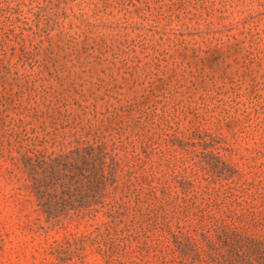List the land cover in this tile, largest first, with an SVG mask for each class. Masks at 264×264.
Here are the masks:
<instances>
[{"label":"rangeland","instance_id":"obj_1","mask_svg":"<svg viewBox=\"0 0 264 264\" xmlns=\"http://www.w3.org/2000/svg\"><path fill=\"white\" fill-rule=\"evenodd\" d=\"M86 143L47 218L21 157ZM0 264H264V0H0Z\"/></svg>","mask_w":264,"mask_h":264},{"label":"trees","instance_id":"obj_2","mask_svg":"<svg viewBox=\"0 0 264 264\" xmlns=\"http://www.w3.org/2000/svg\"><path fill=\"white\" fill-rule=\"evenodd\" d=\"M30 156H28V155ZM24 154L22 168L38 208L49 219L95 216L106 208L104 199L113 184L116 159L95 143L71 147L67 152ZM82 209H88L82 214Z\"/></svg>","mask_w":264,"mask_h":264}]
</instances>
